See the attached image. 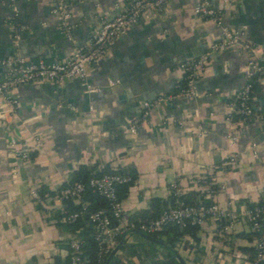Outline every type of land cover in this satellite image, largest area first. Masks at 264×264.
Masks as SVG:
<instances>
[{
    "label": "crops",
    "instance_id": "1",
    "mask_svg": "<svg viewBox=\"0 0 264 264\" xmlns=\"http://www.w3.org/2000/svg\"><path fill=\"white\" fill-rule=\"evenodd\" d=\"M71 12V40L50 12L53 0H0V79L3 60L20 56L34 62L61 61L74 46L83 45L115 4L128 0H65ZM223 24L246 32L264 49V0H213ZM195 0H169L158 19H142L108 48L103 59L89 66L84 81L27 84L13 91L20 107L15 119L0 103V264H65L72 233L64 223L71 211L55 201L78 169L134 170L136 178L121 199L126 222L138 212L169 208L173 190L201 193L221 208L241 213L258 204L264 192V120H226V102L243 85L244 56L231 48L216 53L197 82V97H178L183 85L182 62L200 58L219 40L218 27L193 14ZM12 24L24 25L17 43ZM108 80L119 84L108 87ZM85 85L97 87L87 93ZM157 100H160L157 102ZM144 102L156 103L135 135L128 133ZM256 110L264 109V82L257 80L252 95ZM182 124V125H180ZM237 141L232 147L226 136ZM43 140L31 149L34 138ZM30 148V160L12 174L13 157L7 144ZM256 144L257 156L248 147ZM236 163L223 166L229 155ZM211 180L202 184L206 176ZM215 185V192L210 186ZM36 191L38 199L31 196ZM72 206V204H71ZM219 232L207 220L175 243L184 264H248L242 248L252 247L249 224L243 218L231 234ZM169 237L163 232L164 243ZM138 233L125 236V248L114 250L111 262L147 264L141 250L149 249ZM163 245V246H164ZM113 253V252H112Z\"/></svg>",
    "mask_w": 264,
    "mask_h": 264
},
{
    "label": "built area",
    "instance_id": "2",
    "mask_svg": "<svg viewBox=\"0 0 264 264\" xmlns=\"http://www.w3.org/2000/svg\"><path fill=\"white\" fill-rule=\"evenodd\" d=\"M12 5L14 15H17L15 6L16 0H6ZM222 4L229 0H219ZM169 0H128L126 3L120 2L114 5L112 14L104 16L100 25L94 28L88 40L81 46L72 48L69 55L61 61L34 62L28 58L20 56H9L3 60L2 65L6 72L3 79H0V103L5 107L9 118L15 119L20 107L19 101L13 95V91L20 86L27 84H64L65 82L77 79L84 81L89 66L95 65L104 58L106 51L116 40L126 34V32L138 25L142 19H158L165 16ZM50 12L56 16L61 32L71 40L73 29L71 23V12L65 0H53ZM195 17L214 23L219 29V40L211 44L208 50L197 60L182 62L178 69L183 73V87L178 93V97L196 98L197 82L208 70L210 59L214 54L227 49L235 48L245 58L242 69L243 85L237 96L228 102L226 120L233 122V115L237 114L239 120L248 123L256 120H264V109L256 110L252 103V95L257 80L264 82V49L255 43L250 42L243 30H234L223 24L222 12L216 8L213 0H195L193 7ZM13 40L17 43L20 35L25 31L24 25L12 24ZM119 84V80H108V87ZM87 93L98 92L100 89L91 85H85ZM160 100H157V102ZM156 107V103L144 102L142 113L139 117L133 118L128 126V133L135 135L145 120L150 116L151 111ZM182 125V124H180ZM236 136L229 134L226 142L229 147L236 144ZM32 148L39 150L44 143L42 138L36 137L32 142ZM9 153L13 157L12 174L15 176L22 164L30 160V148L22 146L16 141L7 144ZM253 157L257 156L256 144L248 147ZM236 154L228 156L223 166H232L236 163ZM129 182V178L118 175H101L91 177L85 184L74 183L61 189L55 198L57 203L64 201L82 200V195L86 188L91 189L104 198L107 208L99 209L88 215L89 221L96 230L95 240L98 246V259L113 252L117 248V240L121 235H126L131 231H136L148 236L161 231L166 226H175L180 230L187 227H201L207 220L218 221L225 219L227 224L224 232H231L237 220L243 217L249 224L252 233L258 231V221L264 217V205H256L251 209H245L241 213L221 208L218 204L212 203L204 205H185L178 202L174 207L168 208L159 214L155 219L135 226L126 222L122 204L118 200L116 186ZM177 196L182 195L180 190L174 188ZM31 196L38 199L36 191H31ZM84 210V205H83ZM83 210L75 212L66 218L68 224L73 223ZM82 240L71 238L69 242L70 264H82L80 257ZM256 258L254 264L264 261V239L257 238L254 243Z\"/></svg>",
    "mask_w": 264,
    "mask_h": 264
},
{
    "label": "trees",
    "instance_id": "3",
    "mask_svg": "<svg viewBox=\"0 0 264 264\" xmlns=\"http://www.w3.org/2000/svg\"><path fill=\"white\" fill-rule=\"evenodd\" d=\"M183 87V85H182ZM255 89V88H254ZM239 119V116L237 114H234L232 119ZM118 175L121 177H127L129 178V182L119 184L116 186V192L118 200L121 201V199L126 195V192L129 188V186L134 182L136 178V173L134 170H109L108 168H104L101 171H96L92 168H85L82 167L78 169L76 172H74L71 176V180L69 185H72L74 183H83L85 184L91 177H98L101 175ZM211 180V176L206 175L202 177L199 180V183L206 184ZM68 185V186H69ZM218 188L215 185L210 186V190L212 192H215ZM178 202H183L185 205H204L208 206L212 204L213 202L211 200H205L203 198V194L199 193H189L187 195H180L177 196L175 194V191L173 190V195L170 198V207H174ZM62 203H66L71 207V211L65 214L64 216V223L69 226L70 231L72 233V238H80L82 240V246H81V253L80 257L82 259V264H119L117 259L110 261V258L113 257L112 252L108 253L106 256H103L102 260L99 261L98 259V246L95 240V234L96 230L94 228V225L89 221L88 215L92 212H95L99 209L107 208V201L99 196L97 193L93 192L91 189L86 188L83 195L82 200L79 202L76 201H64ZM72 204V206H71ZM159 204V201H153L152 207L150 210L147 211H141L136 213L129 223L134 224L135 226H138L142 223L149 222L153 219H155L159 214H161L163 211L167 210L165 206H163L161 209H158L157 205ZM84 205V210H83ZM256 205H264V192L262 196V200L255 204L248 209L253 208ZM83 210L84 213L78 216L76 220L68 224L65 220L66 218L75 213ZM219 223V232H224V227L227 224L225 219H219L217 221ZM199 227H187L183 230H180L179 228L175 226H166L161 231L155 233L152 235L157 240H161V235L166 233V235L169 237L167 240L164 241L166 246L158 244L156 242L147 241V244L150 246L147 250H141V253L144 255V257L147 260V264H184L181 262L177 256V251L174 250L175 243L179 242L180 238L184 236L187 232L192 231L193 229H196ZM129 233H138L136 231H131ZM128 233V234H129ZM226 234H231V232H227ZM127 235V234H126ZM121 235L118 237V244L120 250H124L125 245V236ZM245 237L252 241L253 239L256 240L257 238H263L264 239V217L260 218L258 221V231L256 233L250 232L249 234L245 235ZM242 251H244L248 255V264H254L255 258H256V250L254 245L252 247L242 248ZM65 264H70V250L68 258L65 261ZM258 264H264V261L259 262Z\"/></svg>",
    "mask_w": 264,
    "mask_h": 264
},
{
    "label": "water",
    "instance_id": "4",
    "mask_svg": "<svg viewBox=\"0 0 264 264\" xmlns=\"http://www.w3.org/2000/svg\"><path fill=\"white\" fill-rule=\"evenodd\" d=\"M139 234L142 235L144 238H146V239L149 240V241L156 242V243H158V244L164 245L162 242L158 241L157 239H155V238L152 237V236H148V235H145V234H142V233H139ZM115 251H116V250H115ZM115 251H113L112 254H114ZM176 256H177V258H178L181 262H183L182 259L178 256L177 253H176ZM183 263H184V262H183Z\"/></svg>",
    "mask_w": 264,
    "mask_h": 264
}]
</instances>
